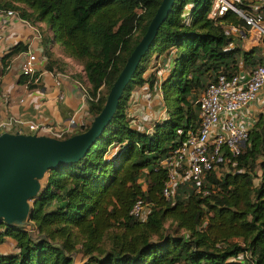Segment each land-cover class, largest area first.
I'll use <instances>...</instances> for the list:
<instances>
[{"label":"trees","instance_id":"1","mask_svg":"<svg viewBox=\"0 0 264 264\" xmlns=\"http://www.w3.org/2000/svg\"><path fill=\"white\" fill-rule=\"evenodd\" d=\"M160 3L0 0V10L48 26L51 35L41 34L47 70L67 69L53 57L51 43L82 62V74H72L88 97L89 121L80 133L101 111ZM255 3L241 0L237 7L248 17L264 16V5L255 9ZM212 4L174 1L94 145L79 161L46 172L26 227L0 226V243L10 238L16 248L0 254V264H264V112L248 130L241 152L232 156L223 148V161L205 172L201 189L208 195L197 193L190 179L179 183L169 200L162 195L167 170L160 161L189 130L198 129V99L205 88L220 74L264 64L259 46L244 49L239 36L225 33L223 26L246 30L250 24L231 10L214 22ZM26 50L24 44L13 46L2 57L4 66ZM153 56H171L172 66L159 80L167 116L146 132L132 126L128 109L133 91L158 81L145 76ZM137 201L149 210L144 221L129 214Z\"/></svg>","mask_w":264,"mask_h":264},{"label":"crops","instance_id":"2","mask_svg":"<svg viewBox=\"0 0 264 264\" xmlns=\"http://www.w3.org/2000/svg\"><path fill=\"white\" fill-rule=\"evenodd\" d=\"M251 30L253 29L246 30V33L242 32L237 40L246 50L259 46L264 60V48L258 37L251 40L247 36V31ZM45 31V23L33 26L16 13L8 15L0 10V122L14 117L23 122L22 128H26L30 122L59 127L65 125L71 118L79 124L88 123V105L77 80L73 78L74 70L69 66L72 59L65 56L63 51L58 53L57 50L60 49L56 44L51 43L53 57L63 59L67 63V69L65 72H60L49 71L45 67L47 59L39 37L42 33L46 34ZM16 44L26 45L27 50L13 56L9 64L4 66L2 57ZM27 52L37 56L36 72L33 77L21 73V64ZM152 59H154L153 67L145 73V76L149 77L153 74L158 79H162L172 66L171 56L164 59L153 56ZM247 73L248 71L244 69L239 72L243 76ZM57 79L60 82L59 86L56 85ZM262 112H264V86L256 99L238 112L237 123L249 130ZM128 116L134 128L149 132L153 122L164 119L167 114L158 93L145 84L133 91ZM2 231L0 227V233ZM14 252H16L15 242L10 238H4L0 243V254Z\"/></svg>","mask_w":264,"mask_h":264},{"label":"built area","instance_id":"3","mask_svg":"<svg viewBox=\"0 0 264 264\" xmlns=\"http://www.w3.org/2000/svg\"><path fill=\"white\" fill-rule=\"evenodd\" d=\"M240 1L213 0L209 17L214 22H219L226 12L230 10L235 12L250 24V28L257 30L258 40L264 48V16L257 15L255 18L246 16L237 7V3H240ZM255 1L256 3L253 5L255 9L264 3V0ZM3 12L8 15L15 14L11 10ZM188 22L189 20L186 19V23ZM223 26L225 27V33L234 36H240L245 30L243 27L232 24H224ZM39 37L41 36L39 35ZM36 60L37 56L34 53L27 52L21 64V73L24 76H34ZM159 80L154 84L153 89L161 98ZM77 82L87 102L88 97L85 88L81 82ZM56 85H60L58 79ZM263 86L264 64L244 76L239 73L229 76L220 74L215 83L205 88L198 99V129L189 130L184 140L172 151V154L160 161L161 165L167 170V181L162 190L165 199L169 200L174 188L185 179H190L193 182L197 193H202L203 196L208 195V191H202L201 189L205 172L215 168L218 163L223 161V148H226L232 156H236L241 152V148L248 139V130L240 126L236 118L240 110L256 99ZM22 123L14 117H9L0 122V133L4 131L20 132L62 139L66 135L75 134L84 125L79 124L74 118L59 127L30 122L26 125V128H22ZM148 213V208L141 201H137L132 206L129 214L134 219L144 221Z\"/></svg>","mask_w":264,"mask_h":264},{"label":"water","instance_id":"4","mask_svg":"<svg viewBox=\"0 0 264 264\" xmlns=\"http://www.w3.org/2000/svg\"><path fill=\"white\" fill-rule=\"evenodd\" d=\"M174 1L161 0L145 33L112 84L101 111L92 118L87 130L62 139L20 132L0 133V226L26 227L30 206L41 190L46 172L79 161L94 145L114 116L126 85Z\"/></svg>","mask_w":264,"mask_h":264},{"label":"rangeland","instance_id":"5","mask_svg":"<svg viewBox=\"0 0 264 264\" xmlns=\"http://www.w3.org/2000/svg\"><path fill=\"white\" fill-rule=\"evenodd\" d=\"M45 30H46L45 31L46 34L51 35V31L49 30V28H48V26L46 24H45ZM247 36L251 40H253V39L255 40V38L258 37L257 30L256 29H253V30H251L249 32L247 31ZM54 44H56V46L58 47V49H60V50H57V52L58 53H62V47L58 43H54ZM152 58H150V60L147 63V69L148 70L153 67V60L154 59H152ZM69 66H71V68L74 70V73L82 74V68H83L82 62L72 59V61L69 63ZM217 172H218L219 175H221V174H223L224 171L223 170H218Z\"/></svg>","mask_w":264,"mask_h":264}]
</instances>
